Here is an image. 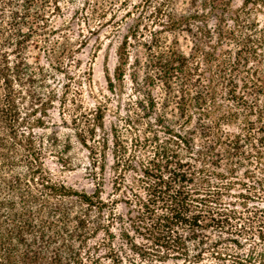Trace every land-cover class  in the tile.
Segmentation results:
<instances>
[{
    "label": "trees",
    "instance_id": "16d2710c",
    "mask_svg": "<svg viewBox=\"0 0 264 264\" xmlns=\"http://www.w3.org/2000/svg\"><path fill=\"white\" fill-rule=\"evenodd\" d=\"M128 1L0 0V264H264V0ZM128 17L108 128L84 26ZM76 143L94 192L48 164Z\"/></svg>",
    "mask_w": 264,
    "mask_h": 264
},
{
    "label": "rangeland",
    "instance_id": "374dc122",
    "mask_svg": "<svg viewBox=\"0 0 264 264\" xmlns=\"http://www.w3.org/2000/svg\"><path fill=\"white\" fill-rule=\"evenodd\" d=\"M123 0H92V4H106L109 2H113V6L117 8L118 6H122L120 10L116 11L117 17H122L125 8L124 4H121ZM140 0H129L126 3H129V7L133 3H138ZM243 0H234V6H240ZM76 6H71L68 12H73ZM91 10H89L90 13ZM112 14H108L107 19L110 18ZM132 22V18L128 17L117 34L109 33V28H102L100 31H95V33H88L86 26L84 29L88 34L89 42L84 47L82 52L79 54V57L82 58L83 62L89 65L91 62L93 68V80H94V88L95 91L100 92V97L103 99L105 96V100L109 104V109L107 113L106 123L107 127H110L112 122H117V115L121 112V115L125 114L124 107L127 106L130 102V97H132V83L127 76L125 88L120 93H111L107 89L108 82L106 80L107 70L110 73H113V70L116 65V47L121 42L123 34L127 31L128 25ZM91 25H95V22H91ZM75 32H78V25L74 23ZM87 103L93 105L94 99L91 96H87ZM54 119L59 121L58 110L57 108L52 111ZM72 160L74 161L73 166L71 167H63L59 162L55 161V159H49L48 164L53 171L55 178L59 181L66 183L67 185L74 187L79 190H86L88 192H94L96 184L92 179L89 171L87 170V166L90 160L89 151L80 144H75L74 149L71 152ZM112 158L111 154H109V163H111ZM105 185L103 188V197L108 199L113 194L112 188V179L110 178V171L107 170ZM119 210L123 213L126 212V206L121 203L119 204Z\"/></svg>",
    "mask_w": 264,
    "mask_h": 264
}]
</instances>
